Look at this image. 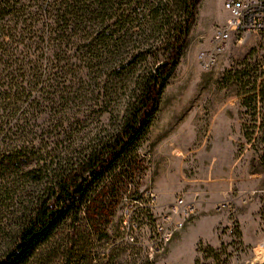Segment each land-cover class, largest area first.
I'll list each match as a JSON object with an SVG mask.
<instances>
[{"label": "trees", "instance_id": "trees-1", "mask_svg": "<svg viewBox=\"0 0 264 264\" xmlns=\"http://www.w3.org/2000/svg\"><path fill=\"white\" fill-rule=\"evenodd\" d=\"M198 2L0 0V221H16L0 239V264H45L64 252L65 243V264H93L90 234L83 229L89 224L80 221L90 217L81 214L96 189L128 163L153 121ZM117 85L128 100L115 131L95 134L88 146L48 161L56 149L33 136L41 110L53 113L52 128L61 131L68 103L103 97ZM66 223L71 233L54 241ZM122 249L113 243L99 252L97 264H115ZM222 249L196 247L205 260Z\"/></svg>", "mask_w": 264, "mask_h": 264}, {"label": "rangeland", "instance_id": "rangeland-1", "mask_svg": "<svg viewBox=\"0 0 264 264\" xmlns=\"http://www.w3.org/2000/svg\"><path fill=\"white\" fill-rule=\"evenodd\" d=\"M227 18L223 0H199L194 24L178 65L161 95L153 121L135 144L128 163L106 179L96 189L94 201L84 207L81 219L90 218L80 221L89 224L87 229L84 226L83 229L90 234L92 256L95 255L93 264L102 259L98 256L99 252L108 250L118 242L123 249L114 259L115 264H133L137 261L161 264L175 234L198 218L199 201H207L209 196L216 199L211 203L214 213L224 216L221 232L226 236V242L222 244L219 256L213 260L203 259V254L198 251L199 263L258 264L259 260L256 259H264L262 42L251 36L244 43H237L234 37L227 50L208 70L203 69L197 60V53L211 46L215 27L223 24ZM257 43L258 49L255 48ZM42 63H46V60L42 59ZM134 80L135 74H129L125 83L131 86ZM119 86L109 89L103 97L87 95L75 103H68L62 116L65 123L61 131L52 128L56 124L53 113L48 108L47 111L41 110L33 136L43 139L48 149H56V153H49L48 161L52 157L55 163L59 156L88 146L95 134L108 136L115 131L123 114V104L128 100L127 92ZM224 167L230 169L231 173L226 178L228 189L221 195L222 186L219 183L223 178L218 176ZM169 177L172 178L171 182ZM163 181L177 187L184 185L172 197L174 199L179 194L187 196L193 201L195 210L188 222L165 245L161 255L149 261L140 257V252L149 242V222L154 221L161 208L172 201L162 203V199H167L169 195L158 194L153 187L155 182ZM129 203L133 204V218L139 223L132 231L133 239L125 240L124 234L119 231V221L125 209H129L130 206L126 207ZM149 204L153 206L150 208ZM217 204H226V207L217 211ZM252 205L253 210H249ZM241 206H247L248 217L261 221L258 228L261 239L254 244L245 245L240 239ZM95 208L100 209L93 214ZM227 217H232L236 224L232 241L226 231ZM15 223L0 221V239ZM69 233L67 223L61 225L53 240L66 237ZM63 247V253L52 255L45 264H65L69 260L66 252L68 243Z\"/></svg>", "mask_w": 264, "mask_h": 264}, {"label": "built area", "instance_id": "built-area-1", "mask_svg": "<svg viewBox=\"0 0 264 264\" xmlns=\"http://www.w3.org/2000/svg\"><path fill=\"white\" fill-rule=\"evenodd\" d=\"M223 8L226 11L227 20L215 27L214 37L208 49L197 53V60L203 69H210L229 47L235 37L237 43H244L249 37H257L262 42L264 54V0H223ZM258 43L255 48L258 49ZM261 79L264 82V61L260 67ZM152 195V193H150ZM130 206L129 209H127ZM153 205H148L152 207ZM127 207V208H126ZM125 213L119 221V231L124 234V239H133L132 231L139 221H135L133 204L126 205ZM226 204H217L215 208L220 211ZM131 208V209H130ZM193 201L187 196L179 194L168 205L161 208L154 221H150L148 229L149 242L146 248L140 252L142 259L155 260L165 249V245L172 239L175 232L179 231L194 213ZM227 235L234 240L235 220L232 217L226 219ZM140 263L137 261V264Z\"/></svg>", "mask_w": 264, "mask_h": 264}, {"label": "crops", "instance_id": "crops-1", "mask_svg": "<svg viewBox=\"0 0 264 264\" xmlns=\"http://www.w3.org/2000/svg\"><path fill=\"white\" fill-rule=\"evenodd\" d=\"M226 166V163H224ZM219 173V178H223L219 184H221L220 194L223 195L227 191L226 178L230 176L231 170L226 169ZM219 170V172H220ZM169 181L172 178L169 177ZM154 189L158 194L169 195L167 199H162V203H167L173 200L172 195L178 193L179 190L184 188V185H167L165 181L160 183H154ZM201 194V191L198 192ZM216 200L213 196H209L207 201L201 199L197 206L198 218L189 222L181 231L175 234L172 242L169 244L167 252L161 260V264H195L198 258L196 247L198 243L209 246L213 249H219L221 245L226 242V236L221 232V227L224 225L223 214H215L212 209V202ZM247 206L240 208L239 212V236L241 241L245 245L254 244L261 239V233L259 232V225L261 221H256L254 218H250L247 215ZM253 205L249 210H253ZM259 260L258 264H263L264 259ZM210 262V260L208 261ZM213 264V262H210Z\"/></svg>", "mask_w": 264, "mask_h": 264}]
</instances>
